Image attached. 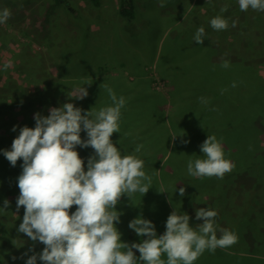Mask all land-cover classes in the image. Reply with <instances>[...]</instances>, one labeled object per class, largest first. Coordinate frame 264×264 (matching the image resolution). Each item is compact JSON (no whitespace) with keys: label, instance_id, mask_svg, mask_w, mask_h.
I'll list each match as a JSON object with an SVG mask.
<instances>
[{"label":"trees","instance_id":"16d2710c","mask_svg":"<svg viewBox=\"0 0 264 264\" xmlns=\"http://www.w3.org/2000/svg\"><path fill=\"white\" fill-rule=\"evenodd\" d=\"M56 1L58 2V0ZM120 1L118 6L119 15L127 20L133 19L134 0ZM226 2L229 5H235L236 12H240L238 0H226ZM210 3L213 4L214 2L209 0L207 6L205 5V10H209L205 11L208 15L211 13L210 9L214 10L213 7L208 6ZM252 12L255 16L250 23L251 25L245 21L238 24L239 29L244 28L242 32H245L246 35L243 39L245 46L242 48L245 53L235 56L227 54L219 59L216 55L221 48L220 46L226 45L228 50L241 40L237 41L238 36H233V33L231 39L227 37L228 39L223 42L225 31H220L219 43L211 44L206 37L208 31L211 32L210 29H213L210 25L212 18L208 23H206V19H201V22H199L200 19L191 21L189 24L190 29L200 27L205 29L204 42L203 44H197L192 39L190 46L186 48L188 52L183 63V73L172 72L171 75L162 76L158 69L160 78L165 80L169 87L168 98L165 99V97L154 91H144L143 86V89H139L137 94L131 96L132 106L121 109L120 132L114 133L111 137L113 144L120 150L122 155H136L134 153H137L135 152L137 141L141 144L145 142L148 147L154 145L161 138L162 142L164 141V147L161 150L165 153L160 158L164 160L167 151L173 149L177 143L176 134L194 138L201 145L208 136H216L223 146L225 159L230 160L235 165L230 173L225 174L226 177L224 176L223 179L216 177L195 178L188 174L187 169L182 171L183 167L178 166V164L169 170H171L173 177L189 180L188 182L183 180V185L179 184L180 187H184V185L185 187L192 186L191 199L188 198L190 202L186 197L184 198V203L188 202L187 205L195 202L204 205L205 208L217 209L220 205H232V203L225 201L219 202V198L226 199L230 198L231 194H239L241 200L238 204H233L232 211H234V214L232 216L231 214L230 216L225 215L230 228L236 230L233 232L239 238L238 243L223 249L224 256L227 258H232L229 253L240 256V254L247 252L249 255H254L253 258H255V254L259 255V258L264 255V133L262 131L264 129V14L249 9L244 12V16L247 17ZM218 14L222 17L225 16L222 13ZM251 30L257 31V34L254 33L256 34V42L250 38ZM196 48H198L197 51ZM204 52L205 54H203ZM0 53V72L1 70L5 72L8 69L5 70L3 65L13 60L15 53L12 50L2 49L1 45ZM189 54H192V56ZM245 54H249V57ZM15 60L20 61L17 57ZM225 60L230 64L227 69L221 67ZM13 64L14 61H11V66ZM171 71H174V69ZM21 75L24 85L19 87L21 88L20 92L14 93L12 96L5 95L3 99H0V264H11L10 257H13V253L8 248L11 246L12 232L18 231L24 215L22 207L18 212L16 210V201L19 196L17 180L23 162L18 160L17 165L12 167L4 157L3 150H11L12 142L19 135L20 128L24 126L35 127L34 115L36 113L47 116L50 108L61 107L67 100L73 102L76 107L81 108L84 112L90 111L92 108L98 111L100 108L112 104L111 100L100 98H92L91 100L90 92L83 100L69 99L72 88L63 89V87H59L57 82L54 85L55 90L53 89L51 94L52 98L56 100V102H53L48 95L52 87L48 90V87L44 83L42 84V80V82L38 79L33 81V73L28 72L26 74L25 71L23 74L16 73L15 76L21 78ZM3 80L0 77V81ZM32 82L37 88L33 94H31L33 88L26 87V85L33 87ZM233 82L237 84V87H231ZM81 87L86 88L85 85ZM225 89L226 91L222 92ZM188 93H192V101L190 102L184 100ZM59 94L65 96V102L59 100L61 98ZM201 97L207 100L208 103H202ZM127 100L125 98V101ZM134 100L138 102H133ZM164 103L169 105V109H164ZM165 115L174 121L188 125V127L179 132H171L167 127ZM14 126L16 131H12ZM136 126L140 130L139 136L133 135L132 132V130L135 131ZM144 131L148 132L149 140H146L145 136H141ZM81 139H87L85 132L81 133ZM76 150L81 159L84 160L86 171L87 160L95 154L94 150L80 147H77ZM169 155H173L172 150ZM136 156L138 157V155ZM200 157L204 158L201 151ZM158 170L157 168L154 172L156 180L154 188L152 184V188L144 195L143 204L141 203L139 206L136 200L139 196L142 197L140 193H136L132 200H129L126 196L121 198L116 206V210L120 213V220H123V213L135 216L137 213L142 214L146 210L147 213L144 212L143 214L147 215L146 219L148 220L150 219L149 212L155 213L156 198L165 197L163 189L161 190L163 186L159 182ZM144 171L148 174L146 169ZM231 174L244 175L249 178V187L246 185L245 187L241 186L238 192L226 188L230 182ZM5 200L9 202L7 208H4ZM208 200L211 201L210 204L205 203ZM75 210L76 206H73L70 213ZM116 227L119 228L118 224H116ZM220 235L217 233L218 238ZM121 241L123 242V240ZM32 244L33 241H29L28 246L22 248V256L15 264H26V260L31 255L43 251L44 245L39 242V246L36 245L37 248L33 246L34 253L29 251ZM162 259L166 260V256H162ZM211 260L215 261L217 259ZM215 262H227V260ZM37 264H42V262L38 259Z\"/></svg>","mask_w":264,"mask_h":264},{"label":"clouds","instance_id":"9594fccd","mask_svg":"<svg viewBox=\"0 0 264 264\" xmlns=\"http://www.w3.org/2000/svg\"><path fill=\"white\" fill-rule=\"evenodd\" d=\"M239 9L264 12V0H238ZM165 4L161 0L160 7ZM228 5L221 7L226 12ZM11 17L9 9L0 10V24ZM216 31H226L228 21L222 16L210 20ZM232 27L236 22H232ZM205 29H197L193 39L203 44ZM11 67V61L3 68ZM221 67L230 64L225 60ZM112 102L111 106L93 108L84 112L73 103L49 109V115H34L35 127L24 126L13 140L11 150H3L12 167L22 160V173L18 177L19 196L17 212L22 207L24 215L18 232L33 242L44 245L43 251L34 253L26 264H194L208 251L229 248L238 243V235L228 229H219L218 212L199 208L196 220H203L195 228L190 227L188 214L173 211L167 218L166 231L157 236L155 225L142 216L133 219L128 227L141 243H124L116 224L120 213L116 206L126 196L132 200L136 193L144 196L152 188V176L147 175L144 161L136 155H122L111 137L120 132L121 109L126 101L117 97L106 84H102ZM231 87H237L235 82ZM226 91L225 90H222ZM88 96L85 87H77L69 99L83 100ZM201 102L207 104L203 97ZM83 113V114H82ZM12 131H16L14 126ZM85 132L87 139H81ZM188 143V141H184ZM77 147L91 148L94 155L87 160L85 171ZM143 145H138L139 153ZM204 158L189 160L187 172L195 178L216 177L223 179L235 165L225 159L221 142L215 135L208 136L200 146ZM185 193L179 189L180 196ZM73 206L76 210L70 213ZM9 202L4 201V208ZM134 250L139 252L136 256ZM27 255V253H25ZM166 256V260L162 259Z\"/></svg>","mask_w":264,"mask_h":264},{"label":"rangeland","instance_id":"374dc122","mask_svg":"<svg viewBox=\"0 0 264 264\" xmlns=\"http://www.w3.org/2000/svg\"><path fill=\"white\" fill-rule=\"evenodd\" d=\"M208 1L163 0L165 6L160 7L161 0H134V17L127 20L118 13L120 0H58L60 3L56 0H0V10L7 8L11 12L8 21L0 24V45L2 49L12 50L15 53V58L11 60L14 61V67L12 65L7 71L1 70L0 72L1 79H4L0 81V99H3L5 95L12 96L20 92L19 87L24 85L22 75L21 78L15 75L16 73L23 74L25 71L26 74L33 73V81L42 80V84L44 83L48 90L52 87L48 95L53 102L56 100L51 94L53 89L55 90L56 82L63 89L70 87L72 90L85 85L88 93L90 92L91 100L92 98L110 100L107 91L100 87L106 84L117 97L123 96L126 100L130 99L126 101L125 107L132 106L131 96L137 94L143 86L144 91H154L167 99L169 87L166 81L160 78L159 71L162 76L171 75L172 72H184L183 63L188 52L186 48L190 46L192 35L197 31L196 28H189L191 21L200 19L199 22H201V19H206L208 23L210 18L222 13L221 7L228 5V10L222 13L229 23L223 35L225 37L223 42L228 38L231 39L233 33V36H238L237 41H241L228 50L226 45L221 44L216 57L219 59L227 54L235 56L245 53L242 49L245 46L243 41L245 32H242L244 28H238V24L242 21L250 24L255 14L252 12L245 17L244 12L237 13L235 5L227 4L226 0H211L214 3L208 6L213 7L214 10L210 9L212 14L208 15L207 12L205 13L209 11L205 10ZM260 13L264 14V12ZM233 21L236 22L235 27L231 26ZM210 31L206 39L211 44H218L220 31L214 29ZM254 33L257 34V31L251 30L250 38L256 42ZM189 55L192 56V54ZM245 56L249 57V54ZM16 57L20 61L15 60ZM172 69L174 71H171ZM32 86L26 85L27 88H33L31 94L37 90L33 82ZM191 95L192 93H188L184 100L192 101ZM60 96L59 100L65 102V96ZM69 102L73 103L70 100L66 103ZM163 107L165 110L169 109L167 103H164ZM164 118L171 132H179L188 127V125L168 118L167 115ZM139 131L136 126L135 131L132 130L133 135L139 136ZM262 131L264 133V129ZM141 136L149 140L147 131H144ZM172 136L174 138L173 134ZM176 137V147L167 151V156L164 160L162 159L163 161L160 157L165 151L161 150L164 147V141L162 142L161 138L148 147L145 142L135 143V148L143 145L141 151L134 154L144 160V169L147 175L152 176L153 188L156 183L154 172L157 168L159 169V182L163 186L161 190L163 189L165 197H157L155 213L149 212L148 214L149 220L155 225L157 236L165 233L167 218L173 211L183 214L181 210L184 206V198L186 197L189 201L188 198L192 195L190 194L192 186L185 187L184 185L186 193L180 196L179 189L184 187H180L179 184L183 185L184 182L183 180L176 182L169 169H173L178 164L183 167L182 171H186L190 159L201 158V144L194 138L179 134H176ZM184 141L188 143L185 144ZM171 150L172 156L169 155ZM166 159H168L167 162H165ZM21 173L22 169L19 171V174ZM236 186L233 189L239 190ZM143 199L145 196H139L136 199L139 206L143 204ZM192 203L195 202L190 204ZM186 208L189 217H195L196 210L203 208V205L195 203ZM144 212L147 213L145 210L142 214L137 213L135 216L123 213V220L118 223V231L124 243L129 245L141 243L146 238L137 236L128 227L129 223L137 217L142 216L146 219L147 215L143 214ZM12 235L11 246L8 250L13 253V257H10L11 264H15L22 256V248L28 246L31 240L18 231H13ZM36 245L38 242H33L31 249L39 246ZM134 252L139 257V252L136 250ZM229 254L232 258L225 257L223 249L218 248L214 254L205 251L194 264H264V255L259 258V255L255 254L253 258L254 255H249L247 252L240 256ZM205 259L227 260V262L206 261Z\"/></svg>","mask_w":264,"mask_h":264},{"label":"crops","instance_id":"0c3cea01","mask_svg":"<svg viewBox=\"0 0 264 264\" xmlns=\"http://www.w3.org/2000/svg\"><path fill=\"white\" fill-rule=\"evenodd\" d=\"M169 172L171 174V170H169ZM173 179L178 181L180 178L178 179L177 177H173ZM248 179L249 178H247L244 175L241 176V175H238V174H236V175L235 174H231L230 182H229V184H227L226 188L232 189V190H235V191L238 192L240 189L237 190V189H233V188L236 185H237L236 187H238V188H240L241 186L245 187V185L249 187V180ZM182 180H185V178H182ZM185 181L188 182L189 180H185ZM219 200H220L219 202L225 201V202H228V203H232V205L231 206H228L227 204L220 205V207H218L217 209L216 208L212 209V207L208 208V209L215 210V211L218 212V216L216 217V225L218 226L217 227V231H219V229H228V230H231V231H236V230H233V229L230 228V224L227 222L225 215L230 216V214H231V216H232L234 214V211H232L233 210V204H238L239 201L241 200L239 194H236V195H232L231 194L230 198H226V199L225 198H219ZM210 202L211 201L208 200L205 203H209L210 204ZM193 204H195V203H192L190 205H186V203H184V206H183V209L181 210V212L183 214H185V213L187 214V212L185 210V209H187L186 207H191ZM203 208H205L204 205H203ZM205 209H207V208H205ZM224 216H225V218H224ZM198 221L199 220H196L195 217H190V221H189L190 227L195 228L197 226L196 223ZM201 221H203V220H201ZM202 223H200V221H199V224H202ZM218 234H221V233H218Z\"/></svg>","mask_w":264,"mask_h":264}]
</instances>
